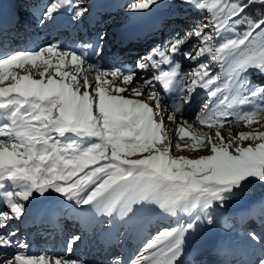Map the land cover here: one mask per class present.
Listing matches in <instances>:
<instances>
[{
	"label": "snow or ice",
	"instance_id": "6c2138e0",
	"mask_svg": "<svg viewBox=\"0 0 264 264\" xmlns=\"http://www.w3.org/2000/svg\"><path fill=\"white\" fill-rule=\"evenodd\" d=\"M116 6L26 0L35 9L27 20L0 14V264H88L29 255L19 228L29 220L61 230L70 217L107 251L147 215L177 223L160 226L127 261L113 252L101 264H208V253L212 264H264V199L249 197L253 185L264 187V131H231L264 125V0H126L118 7L130 19L160 8L201 13L183 35L136 60L135 70L92 60L117 39L111 25L97 27ZM30 27L62 30L71 46L15 49ZM192 43L199 46L185 50ZM181 59L191 62L188 71ZM164 93L175 99L162 103ZM201 93L207 99L189 123L185 107ZM181 150L205 154H173ZM232 204L242 205L232 217L242 236L225 231L206 249L205 231ZM81 242L73 234L68 252Z\"/></svg>",
	"mask_w": 264,
	"mask_h": 264
},
{
	"label": "rangeland",
	"instance_id": "374dc122",
	"mask_svg": "<svg viewBox=\"0 0 264 264\" xmlns=\"http://www.w3.org/2000/svg\"><path fill=\"white\" fill-rule=\"evenodd\" d=\"M5 2L10 3V5L14 4V8L16 9V15H22V13H20L21 11H23L24 13L29 12V11H35V9H29L28 7H26V0H1V4H4L5 6ZM110 2L114 5H117L116 7H112L110 9H108L106 12L101 13V23H99L97 25V27L99 28H103L105 31L108 30L107 25H111L112 26V31L115 32V29H130L128 30L130 33H135L132 34L130 36H122L121 35H117V39L109 46L106 47L105 49V56L103 57V59L98 60L97 57L92 56V60L93 61H98L100 64H103L105 66H116V67H128V69H133L135 70V61L140 59L141 57H146L153 48L159 46V45H165L168 43V41L175 35L179 34V35H183V32L192 26L193 21H195L200 15L201 13H196V12H192L190 10H169L166 8H160L157 9L155 11H151L147 14H142V15H138L135 16L133 18H127L121 11V9L118 7V5L123 4L126 2V0H110ZM9 11H12L11 9H8ZM3 11L5 12V9L3 8ZM202 15H208V13H203ZM111 17V18H110ZM24 19L27 20L28 17H26V15H24ZM131 25H133V28H129ZM141 27L140 30H136L137 27ZM61 31L62 30H58V29H48V28H37V27H30L28 28L27 33H24L23 31H21L20 36L18 38V41L15 42V45L20 44L22 46V48L19 47H15V49L18 50H33L35 49V45L36 42L38 41V39H42L40 40V42L42 43V46L51 41V43H67L68 46H71V40L69 38V36L66 35H61ZM136 32H142V34H138ZM54 37H50V35H53ZM81 34L84 36V39H88V37L92 34L91 32L88 31V29H83L81 31ZM75 35V33H73V36ZM46 37H50V38H46ZM120 37V38H119ZM140 38L142 37V41H140L142 43V47L136 52V54H132L131 56H129L128 58H124L122 57V59L120 60V55L121 53L124 51L122 49V47L120 48V44H122L121 42V38L123 39H130V38ZM31 40V41H30ZM30 41V42H29ZM126 41V40H125ZM136 41L133 40L132 43V47L134 46V43ZM39 43V42H38ZM41 46V47H42ZM198 44L192 43L189 45L185 46V50H192L194 47H198ZM38 47V45H37ZM36 47V48H37ZM135 48V47H134ZM130 49V48H129ZM136 51V50H133ZM126 53V52H125ZM127 55H130V53H127ZM181 63V70L182 71H188L189 70V64H191L190 61L186 62L183 59L180 60ZM28 67V66H26ZM155 70L150 69L148 72H144V73H140V75H143L145 78H148L151 76L152 72ZM218 71V69H217ZM21 74H24L21 71ZM88 76H89V80H93L94 79V73L89 71L88 72ZM35 78H39L38 76H36ZM8 81L5 82V84H7ZM160 86L157 85V88H159ZM165 99L162 103L164 104H170L171 100L175 99V95L171 94V96L168 93H164ZM207 99V96L204 93H201L199 96L195 97L194 103L192 105L191 108L185 107L184 110V118L187 119L189 121V123H192L193 120L195 119V115L196 113L200 110V107L202 106V104L204 103V101ZM171 109L169 108V111ZM169 123L166 120V124ZM195 127H197L199 130L201 131H205L208 132L209 129L207 126H200V125H194ZM229 129V126L226 124L224 129H221L222 134H226L227 131ZM254 129H258L261 131H264V125H258V124H254L252 126V128H248L245 127L243 125L240 126H231V131L233 133V135H235L238 132H242V131H251ZM169 136H174V132L170 131L169 132ZM187 139V138H186ZM183 143V141H182ZM245 145L248 143L247 141L244 142ZM174 155L176 156H187L189 158H195L201 154H205L203 152V150H197L194 152H188L187 150H181V151H174L173 152ZM251 200L253 201H258L261 200V198H258V196H254V195H250L249 196ZM264 199V196L263 198ZM242 208V205L240 204H232L228 209L224 210L223 213H221L218 217V222L216 224L215 227H212L211 230H206L204 233V237H203V245H206L207 247H209V249L211 248L212 244L215 242V240H217L218 238H220L225 231H230L232 238L234 239H239L242 236V233L239 232L237 229L239 228V226L236 224L235 220L232 219V217L235 216V214L240 211ZM163 219H170V218H164V217H160L157 215H147L145 216L144 220H143V224L142 227L140 229H138L136 232L140 233V232H149L146 235H143L145 239V241L147 239H149L152 235L155 234L156 230L160 227V226H175L177 223V219L176 218H172L171 220L173 221L174 225H170V223H161L160 225L156 226V224L163 220ZM187 217L181 216L179 222L183 223L184 220H186ZM158 220V221H156ZM24 225H20V235H21V239H24L26 241H28L29 247H32L33 242H31V238L32 235L31 233L33 232L32 228L30 225L23 223ZM229 225H231V229H229ZM152 226V227H151ZM80 228V233L78 232V230H76V233L74 232V234L76 235H81L84 238H92L95 239L96 237H98L99 235L94 231L91 230V232H89L88 235L85 234L84 231L81 230ZM22 230H24L22 232ZM56 229H54L53 231H51L52 234H54ZM74 230V229H73ZM47 235V231H43V234L41 235V237L43 236L44 239L40 241L43 242V245H48L50 244V240L49 237L50 236H46ZM127 236L128 234H121L119 236V242L118 245H116L117 247L121 248V244L123 242V237ZM67 237V235H66ZM99 238V237H98ZM71 239V238H70ZM117 240H115L116 242ZM138 241V248H139V244L141 243L140 240H136ZM144 241V242H145ZM83 242V240H82ZM81 242V243H82ZM51 243H55L54 245H58L59 243H61V234L60 231L57 232L56 235V239L53 240ZM124 244V243H123ZM211 244V245H210ZM127 245V244H124ZM124 245L122 247H124ZM210 245V246H209ZM204 246V247H206ZM75 247V246H74ZM73 247V248H74ZM101 246L97 247L100 248ZM116 247V248H117ZM142 247V246H141ZM60 248V247H59ZM77 248V247H75ZM89 251L88 253L91 251V245L89 247ZM63 249L60 253H57L58 250L53 251V253H57V257H63V258H69L66 256V253H68L67 250V242L63 245V247L61 248ZM88 250V248H86ZM32 249H30L31 252ZM87 250L83 253H81V255L79 254V256H75V258H71V259H79V260H83L84 255H87ZM119 251V250H118ZM136 249H134L133 251V256L135 255ZM62 253V254H61ZM120 253V252H119ZM39 254H33L32 255H40ZM84 254V255H82ZM30 255V254H29ZM111 256V255H110ZM56 257V256H54ZM79 257V258H78ZM96 257L98 258V261H94L91 262L92 260H86L88 261V264H101L100 260L102 258V252H97ZM132 257V256H131ZM130 259L127 258V260ZM202 259L204 261H207L208 264H212V261L215 259V257H213L210 253L205 254ZM103 261V260H102ZM96 262V263H95Z\"/></svg>",
	"mask_w": 264,
	"mask_h": 264
},
{
	"label": "bare ground",
	"instance_id": "6f19581e",
	"mask_svg": "<svg viewBox=\"0 0 264 264\" xmlns=\"http://www.w3.org/2000/svg\"><path fill=\"white\" fill-rule=\"evenodd\" d=\"M0 2H1V0H0ZM13 5L14 4L10 5V3L5 2V6H4V4L0 3V14L3 15L5 22H7V19L11 15L16 14V12H15L16 9L14 8ZM3 8L5 9V12L3 11ZM8 9H11L12 11H9ZM20 13H22V15L26 14V12L24 13L23 11H21ZM9 26H11V25H9ZM129 28H133V25H131ZM140 29H141V27H139V26L136 28V30H140ZM128 30H130V29L121 28L120 30L119 29H115V32L117 33V35H121L120 37H122V36H130L132 34H135V33H130ZM136 33H138L139 35L142 34V32H140V33L136 32ZM50 37H54V34L50 35ZM50 37H46V38H50ZM18 38H17L16 41H18ZM40 40H42V39H38V41L36 42L35 48L37 47V45H38V47L42 46V43L40 42ZM133 40H135L136 42L134 43V46L132 47ZM140 41H142V37H140V38L134 37V38H130V39L121 38L122 44H120L121 45L120 48L122 47V49L124 51L120 55L121 56L120 60L122 59V57L124 59L126 57L128 58L132 54L133 55L136 54V52L142 47V43ZM14 45H15V43H14ZM14 45H13L14 48L15 47L22 48V46L20 44H18L16 46H14ZM133 50H136V51H133ZM127 53H130V55H127ZM126 68H128V67H126ZM131 70H133V69H131ZM171 219L172 218L163 219V220L159 221L156 224V226L160 225L161 223L162 224L163 223H170V225H174V223H173V221ZM156 221H158V220H156ZM25 223L30 225L32 230H33V232L31 233V235H32L31 242H33V244H32V247L28 248V254L32 255V253L33 254L41 253V254H47L49 256H56V257H57V253H60L63 250L61 248L71 238V236L74 234V232L76 233V230H78V232L80 233V228L79 227H81V225L79 224L78 221H75V220L71 219L70 217L62 219V223L64 225L63 228L61 230H57L56 229L54 234H52L51 231H53L55 228H53L49 224H42L39 221H32V220H29V221H27ZM22 225H24V224H22ZM23 231L24 230H22V232ZM43 231L44 232L47 231V235H45V237L46 236H50L49 237L50 244H48V245H43L44 241L40 242L41 240L44 239L43 236L41 237V235L43 234ZM58 231H60V234H61V243H59L58 245H54L55 243L53 244L51 242L56 239V235H57ZM89 232H91V230H88L86 235H88ZM148 233L149 232H146V233H144V232H140V233L134 232V233H132L130 235L129 234L127 236L125 235L123 237V242L121 244V248L116 246V245H118L119 238H118V241H116V242H115V239H113L112 242H111V247L107 251L104 250L105 246H106L105 242L102 241L99 236H98L99 238L96 237L95 239H93V237L91 239L82 237L83 242L80 243L78 246H75L77 248L74 247L71 253H69V252L66 253V256L69 257V258H66V259L75 258V256L77 257V256H79V254L81 255V253L85 252L87 250L86 248H88L87 253H86L87 255L82 254V255H84L83 260H92L91 262H93V260H94V261L97 262L98 258L96 257V254H97V252H102V258L100 260V262H101L102 260H106L113 252H118V253L120 252V254L123 255L125 260L127 261V258H129V257L131 258V256L133 257L132 253H133L134 249H136V251L134 253V254H136L137 251L141 248V246L143 245V243H144V241L146 239V238H144L143 235H146ZM66 235H67V237H66ZM20 237H21V235H20ZM39 239H40V241H39ZM136 240H140L141 241V243L139 244V248H138V244H137L138 241H136ZM123 243L127 244V245H124ZM90 245H91V251L88 253V251L90 249L89 248ZM123 245H124V247H122ZM99 246H101V247L97 248ZM204 246H206V245H204ZM205 248L209 249V247H207V246ZM30 249H32L31 252H30ZM56 250H58L57 253H53V251H56Z\"/></svg>",
	"mask_w": 264,
	"mask_h": 264
},
{
	"label": "trees",
	"instance_id": "16d2710c",
	"mask_svg": "<svg viewBox=\"0 0 264 264\" xmlns=\"http://www.w3.org/2000/svg\"><path fill=\"white\" fill-rule=\"evenodd\" d=\"M250 195L258 196V198L262 199L264 196V187L259 186V185H253L249 189V196Z\"/></svg>",
	"mask_w": 264,
	"mask_h": 264
}]
</instances>
